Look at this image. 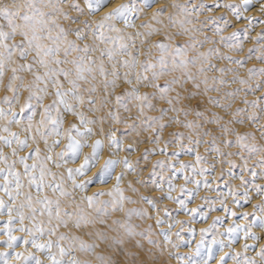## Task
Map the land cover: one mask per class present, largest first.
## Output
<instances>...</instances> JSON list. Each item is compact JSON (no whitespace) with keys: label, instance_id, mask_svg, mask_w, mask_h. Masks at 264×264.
<instances>
[{"label":"snow or ice","instance_id":"6c2138e0","mask_svg":"<svg viewBox=\"0 0 264 264\" xmlns=\"http://www.w3.org/2000/svg\"><path fill=\"white\" fill-rule=\"evenodd\" d=\"M215 7L232 10L238 19L250 22L255 19L241 17V9L247 12L252 7V0H242L240 4L216 2ZM102 9L107 10L102 12ZM148 10H151L150 19L142 21L137 27L136 19L148 15ZM205 11L211 12L212 9L206 8L203 0H172L170 4H160L159 0L119 3L114 0H0V86L12 94L0 97V132L7 133L0 134V145H3L0 146V217H7L4 221L6 238L0 239V244L11 250L0 249V264H167L162 259L167 246L176 249L187 245L191 249L192 244L183 239L173 242L171 229L174 225L182 226L186 221L172 219L169 207H161L157 201H174L179 204V211L193 217L199 214L201 219H207V213L201 211L202 206L187 205L198 194L202 183L206 188L210 186L207 179L201 181L194 177L203 176L210 169L190 166L184 160L176 159L184 154L194 155L196 165H200L206 159L198 151L202 143L209 146L206 151L215 152L217 157L240 156L243 164L239 177L231 171L237 166L235 160L227 159L221 163L230 165L229 175L240 181L239 187L249 184L243 174L248 171L256 195L264 197V184L254 183L258 175L264 178V148L247 143L253 133L241 134L230 128L232 120L222 123L224 117L217 112L206 116L205 113L211 109H199L204 101L197 100L195 106L189 107H176L173 103L174 100L176 104L181 102V93L175 85L183 88L189 81L196 91H189L187 98L204 97L206 104L214 108L231 109L230 98L234 100L241 91L240 88L223 91V86L230 83L226 74L236 69L217 67L212 58L233 61L241 66L244 60L221 53L214 46L215 41L203 34L206 21L218 19L210 15L200 20L201 13ZM260 11L264 13V4L260 5ZM101 12L99 18H95ZM260 22L264 23V20ZM129 28L137 30L135 33L127 32ZM215 32L222 33L223 29L217 25ZM161 33L163 39L152 40L146 53L151 56L155 49L159 54L154 59L141 60L136 54L137 38L143 46L149 38ZM235 36L236 32L231 37L221 35L220 40ZM258 38L264 39V32L258 34ZM206 43L212 46L201 51ZM228 47L230 50H243L242 47ZM258 58L264 60V52ZM9 69L11 74L5 84L4 77ZM213 70L220 75L209 76L208 73ZM257 71L264 76V67L258 70L249 68V76ZM22 73H30L32 78L26 81ZM236 80L242 85L247 84V80L236 76L231 82ZM121 81L131 87L118 92ZM141 86L151 87L154 91H141ZM20 89L27 91L23 102ZM170 92H176V96L171 97ZM212 92L221 95H210ZM157 93L170 109L160 108L159 115H149L157 107L153 103ZM48 97L51 100L46 103ZM244 103L256 107L258 101L244 100ZM2 105H8V108ZM15 105L19 106L18 110ZM26 109L30 115L26 114ZM169 110L182 113L184 117L191 112L201 122L196 119L181 121L179 115L169 117V121L183 123L195 135L189 134L188 144L185 145L184 132L170 133L165 146L159 149L166 158L154 160L147 175H144L139 161L141 158L148 161L150 154H155V148L143 149L136 159L116 154L121 151L138 152L136 145L141 141L137 138L142 132H148L150 142L158 145L164 139L163 130L169 126V121L165 120ZM243 111L245 109L236 108L232 116L236 117ZM66 117H72L67 121V127ZM248 119H256V114L250 113ZM237 122L243 123V120ZM13 124L23 128L26 133L23 138L19 132L12 130ZM206 124L218 126L224 137L234 133L235 140L215 136L210 128L205 127ZM205 137L207 139H203ZM218 139L225 147L235 144L247 150L249 156L259 152L256 164L260 172L249 165L241 152H223L217 144ZM172 143L178 146V150L169 157L167 145ZM106 145L111 153L104 156ZM4 147L11 150L10 154L5 153ZM85 148H90V151L84 152ZM78 160L81 161L78 166H69L70 162L75 164ZM18 164L22 166V171ZM50 165L64 170L54 172ZM117 165L121 166L118 174ZM189 167L191 176L185 172ZM211 170L215 171V165L211 166ZM89 172L92 174L88 175ZM129 173L135 174V178L127 181L126 188L121 187ZM223 174L221 171L219 175ZM181 177L184 183H175ZM113 178L115 182L110 189L97 187L88 194L90 186L106 185ZM149 181L152 188L162 193L161 196L146 195L137 187L139 184L148 189ZM188 183H193L195 187L187 188ZM177 189L180 194H187L188 199L174 196L172 193ZM77 190L81 193L79 197ZM126 191L133 195H127ZM238 191L237 186L229 187L228 195L235 197ZM105 196L108 199L102 198ZM243 198L245 202L251 201L249 189L245 188ZM202 199L207 200L208 197ZM234 202L240 204L239 200ZM221 207L225 213L236 215L224 201H221ZM215 210L214 205L209 206V212ZM242 216L245 220L249 216L253 219L250 223L230 225L227 234L233 237L243 231L246 241H258L259 237L252 228L264 230V199L253 204L251 213L244 212ZM165 223L167 229L159 228ZM217 223H222V217H214L212 224L200 229L201 239L189 253L169 250L168 255H175L178 264H209L214 249L218 247L223 252L233 243L232 239L226 244L214 237L211 245L206 244L205 234L215 229ZM73 229L87 230L89 239H83ZM188 231L195 236V228L190 227ZM224 234L217 230V235ZM175 235L179 238L180 233ZM21 247L23 250H17ZM249 247L248 243H244L243 252L224 253L218 264H226V257H230L235 264H257L254 257L246 255ZM38 253L45 254L46 258L42 259ZM258 255L264 261V245H261ZM241 256L244 258L241 259ZM88 257H94V260Z\"/></svg>","mask_w":264,"mask_h":264},{"label":"bare ground","instance_id":"6f19581e","mask_svg":"<svg viewBox=\"0 0 264 264\" xmlns=\"http://www.w3.org/2000/svg\"><path fill=\"white\" fill-rule=\"evenodd\" d=\"M81 2H82V0H81ZM114 2H116V3H119V2H127V0H114ZM171 2H172V0H159V3L160 4H170ZM193 2H195V0H193ZM203 2L205 3L206 8H211L212 11L211 12L205 11V12L201 13L200 16H202V17H199V19L200 20L202 19V21H203V20H205V17H207V16H210V15L217 16L219 22H216V24L214 23V25L211 22L212 24H210V25L213 28H216L217 25L218 26L220 25V27L222 26L223 27V30L225 31V34H227V37H231V34L233 32H236L237 33V36L233 37L234 38L233 42H235L238 46L242 47L243 50H247L248 48L251 49V47L255 48V50H258L259 49L258 46H255L254 47V44H260L261 41H263V43H264V39H259L258 38V34L264 32V23H261L260 22L261 20H264V13H262L260 11V5L261 4H264V0H252V7L249 8V10L247 12H245V11H243V9H241V17H246L247 16V17H254L255 18L251 22L249 20H247V19H244V18L238 19L236 17V15L233 13V11L230 10V9H228V8H223V7L217 8V7H215V3L216 2H218L220 4H224V3L240 4V3H242V0H203ZM106 10L107 9H102V12L103 11H106ZM169 11H171V9H169ZM102 12L101 13H97L95 18L98 19L99 16L102 14ZM150 14H151V10H148V15H143V16H140L138 19H136L135 22L137 24V27H139V25H140V23L142 21L149 20L150 19ZM209 22H210V20H209ZM152 23L155 24L154 21ZM118 26L123 27L122 24H118ZM157 26L159 27V25H157ZM209 28H207V29L209 30ZM136 30L137 29H132V28L126 29L127 32H132V33H135ZM172 30H175V29H172ZM140 31H145V30L144 29H140ZM204 32H206V31H204ZM207 33H210V32L207 31ZM216 35L217 34H215L214 36L216 37ZM156 39H163V34L161 33L159 35L152 36L151 38H149L148 43H146L143 46L140 45V38H137L136 45H137V50L138 51H137L136 54L139 55V57H140L141 56L142 49L148 48L149 47V44L151 43V41L152 40H156ZM217 40H219V39L217 38ZM230 42H232V41H230ZM81 43H83V42H81ZM219 43H220V40H219ZM226 43H227V41L225 42V44ZM216 45H218V44L216 43ZM220 46H222V45L220 44ZM219 49H220V47H219ZM236 53H237V51H236ZM248 55H251V54L249 53ZM244 57L245 56H243V58ZM251 57H253V55ZM252 60L253 59H251V61ZM213 62H216V61H213ZM232 62L233 61H231V63ZM255 62L256 61H254L253 63H255ZM257 63H258V61H257ZM260 63H262V61H260ZM225 64H226V62H225ZM230 65H228V66H230ZM233 65H235V64H233ZM121 70H122V72L124 71L123 69H121ZM215 73H216V71H215ZM10 74L11 73H10V69H9L6 72L5 77H4L5 84L8 82V77L10 76ZM22 75L25 76L26 81L27 80H30L32 78L30 73H22ZM133 83H135L134 76H133ZM230 85H232V84H230ZM130 87H131V85H127L123 81H121V88L118 89V90L121 91L123 88H130ZM255 88L256 87H254V89ZM141 91H146V89L143 86H141ZM20 92H21V97H20L21 98V102H23L24 98L27 96V91L25 89H20ZM254 92H252V93H254ZM245 94L247 95V93H245ZM258 94H260L259 91L257 92V95ZM4 95L11 96L12 94L10 92H8L5 87L0 86V97H3ZM254 95H252V97ZM158 99L159 98L157 97V100ZM50 100H51V97H48L45 102L47 103ZM259 100H257V101H259ZM235 103H237V102H235ZM33 104L35 105V101H33ZM232 104H234V103H232ZM238 104L240 105V103H238ZM261 104L264 105V101H262ZM2 106L5 109L8 108V105H2ZM15 107L18 110L19 106L18 105H15ZM261 108H262V106H261ZM214 109H216V108H214ZM217 109L220 110V108H217ZM84 110L87 112V108H85ZM254 110H256V109L254 108ZM133 111H135V109H133ZM221 111H223V110H221ZM25 112L28 115L31 114L30 111L27 110V109L25 110ZM215 112H216V110H215ZM263 113H264V111H263ZM87 114L90 115V116L93 115L92 113H87ZM223 114H226V113H223ZM227 114H229V113H227ZM171 116H173V115H171ZM18 118H20V117H18ZM37 119H39L38 116H37ZM69 119H72V117H66L65 127H67V121ZM245 119H246V117H245ZM259 123H257V124H259ZM257 124H255L256 128L259 129V130L262 129ZM239 126H243V125H240L239 124ZM11 127H12V130L13 131L19 132L22 138H23L24 135H26V133L24 132L23 128L15 125V124H13ZM250 128H252V126ZM256 132H257V130H256ZM0 134L7 135V133H3V132H0ZM165 135H166V129L163 130V137L164 138H165ZM187 136H185L184 141H183L185 145L188 144ZM95 138H97V137H92L91 139H95ZM99 138H103V137L100 136ZM137 139L139 141H141V142H139L136 145V147L139 150L138 152H136V153H126L124 151H121V152L117 153L116 155H118V156L129 155V157L131 159H136L140 155V151H142L143 149H145V148H148V149L155 148L156 149L155 154H150L148 161H145L142 158L139 161V168L142 170V172H143L144 175H147L148 169L151 167V164H152V162L154 160H157V159H165L166 158L165 154H162L160 152V150H159L161 147H164L165 146V139H162L158 145L157 144H154V143H151L150 142V139H149V133L148 132H142L141 133V136L139 138H137ZM130 142H132V141H125V143H130ZM30 143H31V141H30ZM62 143H63V141H62ZM0 146H3V145H0ZM13 146L15 147V145H13ZM40 146L43 149L44 145H43V142L42 141L40 142ZM219 146L221 147L222 151L225 152V153L226 152H229V151H231V152H238L237 150L231 149V147H225L224 145H219ZM208 147L209 146L207 144L202 143L199 146V148H198V151L200 152V154L206 157L205 160L201 161V164L200 165H196L195 156L194 155L184 154V155H181L178 158H176L178 160H184L190 166L191 165H195L197 168L203 166L205 168H209L210 169L203 176L197 175L196 177H194L195 179H200L201 181H203L204 179H207L210 186L206 188V187H204V185L202 183L201 186H200V190H199L198 194L195 196L194 199H191L190 200V203H188V205H187L188 207L202 206L201 211L203 213H207V219L206 220L205 219H201L200 216H199V214H197V215H195V217H193L190 214H186L183 211H179V204L176 203V202H174V201H168L167 199H164V200H159L158 199V201H157L158 204L161 207H163L165 205H167L169 207V209L171 210V217H172V219H180V220L186 221L182 226L181 225H174V227L171 229V234H172V240H173V242L176 243V242H178L179 239H183V240H189V241H191V244H192L191 249L187 245H183V246H181L179 248H176V249H171L170 246H167L166 249H165V253H164L162 259L164 261H166L167 264H178V261L176 259V256L175 255L169 256L168 255V251L171 250L173 253L178 252V253H183V254H187L190 251H192V249H194L196 247V242L201 239L200 229L201 228L208 227L210 224L213 223V218L214 217L220 216V217H222V223H217L215 229H213L211 232H208V233L205 234V236H204L205 242H206L207 245H211V241L215 237L218 240H220V239L224 240L226 244L229 242L230 239H232L233 240V243H231V246L230 247H225L223 252H220L218 250V247L216 249H214V251L212 253L213 258L209 261V264H218V261H219L220 256H222L224 253L233 252V251L243 252L244 250L242 248V245L244 243H248L250 245V247L247 250L246 255L249 258L254 257L256 259L257 264H264V261H262L261 258H260V256L258 255V253L260 251V248H261V245H264V230H262L259 227H253L252 228V231L255 232L256 235L259 237V240L258 241H253L251 239H249V240L246 241L244 239L243 231H241L238 234H235L233 237H229V235L227 234V231H226L227 228L230 225H233L234 226L235 224H246V223H250L253 218L251 216H249L248 220H245L243 218V216H242V213H244V212L251 213L253 211V204L258 203L261 199H264V197H261V196L256 195L255 190L253 188L252 177L250 176V173L248 171H245L243 174L245 175L246 179H248L250 181L249 184L245 185L244 187H239L240 181L238 179L233 178V177H231L229 175L228 170L230 168V165H228L227 163H221V161H224V160H227V159H233V160H235L237 166L235 168H232L231 171L235 174V177H239V175L241 174V166L243 164V161L240 159V156L237 155V156H232V157H227V156L217 157L215 152L206 151V148H208ZM167 148H168L167 156H169V157L171 156V154H172L173 151L178 150V146L175 143L168 144L167 145ZM260 148H264V141H263V145H261ZM4 151H5V153H9L10 154V151L11 150L9 148H7V147H4ZM88 151H90V148H85L84 149V152H88ZM25 152H27V149H25ZM110 153H111V150L108 149L107 148V145H106L105 152H104L103 155L104 156H107ZM23 154H25V153H21V155H23ZM259 155H260V153L258 152V153L255 154V156H250L249 158H246V159H248L249 165L252 168H254L258 173L260 172V168L256 164V160L259 157ZM82 158L83 157H81V160H82ZM80 162H81L80 160L76 161L75 164H72L70 162L69 166L76 167V166L79 165ZM29 163H31V161H29ZM212 165H215V171H212L211 170V166ZM0 166H2V165H0ZM50 166L52 167V170L54 172H61V171L64 170L63 168L56 169L54 165H50ZM176 166L179 167V164L177 163ZM17 167L22 171V166L21 165L18 164ZM120 170H121V166L120 165H117V167H116V173L118 174L120 172ZM157 171L159 172L160 169L157 168ZM221 171H223V173H224L222 176L219 175ZM185 172H186L187 175L191 176L192 175L191 167L187 168L185 170ZM165 173H167V169H165ZM91 174H92L91 172L88 173V175H91ZM134 178H135V174L129 173L125 177V180L122 183L121 187H125L126 188L127 181L130 180V179H134ZM78 179H85V177H78ZM114 182L115 181H114V178H113V180L112 181H109V183L106 184V185H93V186H90L89 189H88V194H91L93 191H95V189L97 187H102L105 190L110 189L111 186H112V184ZM175 183L181 184V183H184V181H183V179L181 177L180 179H177L175 181ZM254 183L255 184H264V178H261L258 175L256 177ZM69 185H70V182H69ZM232 186H237L238 189H239L238 195L235 196V197L228 195V189H229V187H232ZM137 187H140L141 192H145V194L146 195H149V196L159 197V196L162 195V193H160L158 190H156V189H154V188L151 187V181H149V187H148V189H145L143 186H141L139 184H137ZM186 187L187 188H194L195 185L193 183H188L186 185ZM245 188L249 189V195L252 197L251 201H249V202H245L244 201V198H243V193H244ZM164 190H165V192L167 191V184L164 185ZM126 194L127 195H133L131 192H128V191H126ZM172 194L174 196L179 195L181 199H188L187 194H180L179 193V189H177V191L176 192H173ZM0 195H2V193H0ZM79 195H81V193H79V190H77V197H79ZM202 197H208V199L207 200H204V199H202ZM102 198L103 199H108L107 196L102 197ZM5 199H7V197H5ZM235 200H239L240 201V204H236L234 202ZM221 201H224V203L227 205V207L230 208L233 212H235L236 215L235 216H232L229 213H225L224 212V209L221 207ZM210 205H214L215 208H216V210L209 212V206ZM150 211H152L153 215H155L154 210H151L150 209ZM257 214L259 215V213H257ZM116 215H119V213H117ZM6 219H7L6 216L0 217V239H5L6 238L5 233H4V221ZM164 219L165 220H168V217H164ZM167 226H168L167 223H165L163 225H160L159 228H165V229H167ZM190 227L196 229V233H195V236L194 237L188 231V229ZM181 228H183V231H181ZM158 230L159 229H157V231ZM217 230L219 232H223L225 234L223 236H219V235H217ZM61 231H66V229H61ZM73 231H77V230L73 229ZM86 231L87 230H85V231H77V234L80 235L83 239L87 240V239H89V237L86 235ZM177 232L180 233L179 238L175 235V233H177ZM15 234L18 235V236L19 235H23L21 233H15ZM0 249L6 250V251H11V250L5 249L4 248V245H2V244H0ZM17 250H23V249L21 247V248H18ZM97 251H104V250L103 249H97ZM39 255H41V258L42 259L46 258L45 254H39ZM88 258L94 260V257H88ZM243 258L244 257L241 256V259H243ZM9 259H11V257H9ZM226 264H235V262L230 257H226Z\"/></svg>","mask_w":264,"mask_h":264},{"label":"rangeland","instance_id":"374dc122","mask_svg":"<svg viewBox=\"0 0 264 264\" xmlns=\"http://www.w3.org/2000/svg\"><path fill=\"white\" fill-rule=\"evenodd\" d=\"M200 17H202V16H200ZM202 20V19H201ZM213 23V25H214V23L216 24V22H219L218 21V19L217 20H215V21H206V24H205V27H204V30H203V34L204 35H207V36H209V37H211L214 41H215V47H217V48H219L220 47V51H221V53H225V54H227V55H230V56H232V57H234L235 59H242L243 58V56H245L244 58H243V60H244V62H243V65L241 66V65H238L237 66V64H235L234 62H232L231 63V61H227V60H222V59H219V58H217L216 59V57H214V58H212V60L213 61H216V62H213L212 61V63H214L215 65H217V67H226L227 66V68H235L236 69V71L235 72H228L226 75V79L228 80V81H232L233 80V77L234 76H236V77H240V78H243V79H245V80H247V84H240L239 83V80H236L235 82H231L230 84H232V85H230V84H226V85H224L223 86V91H232L233 89H236V88H240L241 89V91L239 92V93H237V95H236V97H235V99L233 100V99H231L230 98V102L231 103H234V104H232V108L231 109H228V110H225V109H221L220 108V110L219 109H214V107L212 106V105H208V104H206V98H204V97H197L196 99H189V98H187L188 97V92L189 91H196V89H194L193 87H192V83L189 81V82H187L185 85H184V87L183 88H181L179 85H175V88H176V90L178 91V92H180L181 93V102L179 103V104H176V102H175V100L173 101V103L176 105V107H189V106H195L196 104H197V100H201V101H204V102H202V103H200V105H199V109L201 110V111H203L204 110V108L205 107H207V108H210L211 109V111L210 112H206L205 113V115L206 116H211V112H215V110H216V112L217 113H219L221 116H223L224 117V120L222 121V123H224V122H227L228 120H232V123L229 125V127L230 128H234V129H236V131L237 132H239V133H241V134H246V133H253V136H249L248 137V140H247V143H255L258 147H260L261 145H263V141H264V113H263V111H264V105L263 104H261L262 103V101H264V76H261V75H259V72L257 71L253 76H249V73H248V69L249 68H255V69H259V68H261V67H264V60H261V59H259L258 57L262 54V52L264 51V48H262V46H264V43H263V41H261L260 42V44H254V47L255 46H258V50H255V48H253V47H251V49L250 48H248L247 50H243V51H237V53H236V50H230L229 49V47H228V45H232L234 48H241L240 46H238L235 42H233V40H234V38L232 39V38H230V39H227V40H225V41H221L220 40V36L221 35H223V36H225V37H227V34H225V31L223 30V32L222 33H217V32H215V28H213L210 24H212ZM207 25V26H206ZM210 27V28H209ZM219 27H220V25H219ZM207 28H209V30L207 29ZM221 28L223 29V27L221 26ZM213 29V30H212ZM212 30V31H211ZM172 31H175V30H172ZM204 31H206V32H204ZM207 31L208 32H210V33H207ZM212 32V33H211ZM207 33V34H206ZM217 34L216 35V37L214 36L215 34ZM214 34V35H213ZM217 38L220 40V43H219V40H217ZM177 39H180V40H183V39H185V37H178ZM227 41V43L225 44V42ZM230 41H232V42H230ZM222 42V43H221ZM224 42V43H223ZM216 43L218 44V45H216ZM233 43V44H232ZM220 44L222 45V46H220ZM227 47H226V46ZM209 46H212V45H210L209 43H206L205 45H204V47L203 48H201L200 50L201 51H205ZM199 47V46H198ZM149 48V47H148ZM148 48H144V49H142V51H141V56L139 57L141 60H145V59H154L155 58V56H157L159 53L155 50V49H153L152 50V53H151V56H148V55H146V53L148 52ZM262 48V49H261ZM226 50V51H225ZM251 54V55H248L249 53ZM255 52V53H254ZM236 53V54H235ZM248 53V54H247ZM238 54V55H237ZM241 54V55H240ZM243 55V56H242ZM247 55V56H246ZM253 55V57H251ZM247 57H251L250 59H248ZM257 57V58H256ZM251 59H253L252 61H251ZM255 59V60H254ZM262 61V63H260V61ZM219 61V62H218ZM226 62V64H225V62ZM254 61H256L255 63H253ZM257 61H258V63H257ZM218 62V63H217ZM251 62V63H250ZM231 64V65H230ZM233 64H235V65H233ZM261 64V65H260ZM228 65H230V66H228ZM238 67V68H237ZM122 71V70H121ZM193 71H195V69H193ZM247 71V72H246ZM243 72V73H242ZM239 73V74H238ZM174 75H179V73H174ZM208 75L209 76H211V75H217V76H219L220 75V73L219 72H216L215 73V70L214 71H210L209 73H208ZM234 75V76H233ZM133 76H134V73H133ZM263 78V79H262ZM160 83H161V85H163V83H164V81L163 80H161L160 81ZM259 84V87H257V85ZM254 85V86H253ZM254 87H256L255 89H254ZM201 88H203V85H201ZM146 89V91H148L149 93H151V92H153L154 90L150 87V88H145ZM249 89H251V90H249ZM259 91V93L260 94H258L257 95V92ZM117 91L119 92V90L117 89ZM244 93H243V92ZM255 91V92H254ZM252 92H254V93H252ZM245 93H247V95L245 94ZM250 96H249V95ZM255 94V95H254ZM169 95L171 96V97H175L176 96V92H170L169 93ZM210 95H218V93H216V92H212V93H210ZM219 95H221V94H219ZM252 95H254L253 97H252ZM239 96V97H238ZM247 96V97H246ZM157 97L159 98V94L157 93V96H156V99H154L153 100V103L154 104H156L157 105V107H156V109L155 110H153V111H150L149 112V115H159V109L160 108H169L170 109V106L169 105H167V103H166V101H164V100H160V99H158L157 100ZM252 97V98H251ZM257 97V98H256ZM241 98V99H240ZM256 98V99H255ZM260 99V100H259ZM242 100V101H241ZM244 100H249V101H252V100H259L258 101V104H257V106L256 107H253V106H251V105H248V104H245L244 103ZM190 101V102H189ZM237 102V103H235V102ZM156 102V103H155ZM160 102V103H159ZM164 102V103H163ZM130 103V102H129ZM238 103H240V105L238 104ZM262 106V108H261V106ZM260 107V108H259ZM213 108V109H212ZM236 108H242V109H245V111H243V112H241V113H239L236 117H233L232 116V112L236 109ZM252 108V109H251ZM254 108L256 109V110H254ZM247 109V110H246ZM221 110H223V111H221ZM255 113L256 114V119H254V121L253 120H249L248 119V116H249V114L250 113ZM223 113H226V114H223ZM227 113H229V114H227ZM259 113V114H258ZM171 115H173V116H175V115H179L180 116V119H181V121H184V120H186V119H196L197 120V122L199 123V122H201L200 121V119L199 118H197V117H195L194 116V114H192L191 112L189 113V116L188 117H184L183 116V114L182 113H173L171 110H169V112L165 115L166 117H165V120L166 121H169V117H172ZM229 115V116H228ZM261 116V117H260ZM245 117H246V119H245ZM245 119V120H244ZM238 120H243V123H239V122H237ZM247 120V121H246ZM245 121V122H244ZM170 122V121H169ZM260 122V123H259ZM254 123V124H253ZM257 123H259V124H257ZM239 124L240 125H243V126H239ZM255 124H257V125H259V127H261L262 129H257L256 128V126H255ZM252 126V128H250L251 126ZM254 125V126H253ZM170 126V127H169ZM169 126L168 127H166L165 129H166V135H165V140H167L168 138H169V133L171 132V133H176V132H184L185 133V136H187V135H189V134H193V135H195L194 133H191V130L190 129H188V128H186V127H184V125H183V123H181V124H176V123H174V122H170L169 123ZM175 126V127H174ZM237 126V127H236ZM172 127V128H171ZM205 127H207V128H210L211 130H212V132H213V134L215 135V136H217V137H219V138H223V139H231V140H235V134L234 133H229V135L227 136V137H224L223 135H222V133H221V130H220V128L218 127V126H216V125H211V124H206L205 125ZM217 128V129H216ZM215 129V130H214ZM254 129V130H253ZM256 130H257V132H256ZM256 132V133H255ZM168 135V136H167ZM260 136V137H259ZM185 138V137H184ZM260 138V139H259ZM203 139H207L206 137L205 138H203ZM220 143V140L218 139L217 140V144L218 145H223V144H219ZM231 149H234V150H237L238 152H241L243 155H245L244 157H245V159L246 158H249L250 156H249V153H248V151L247 150H245V149H240V148H238L235 144H233V146H231ZM245 153V154H244Z\"/></svg>","mask_w":264,"mask_h":264}]
</instances>
